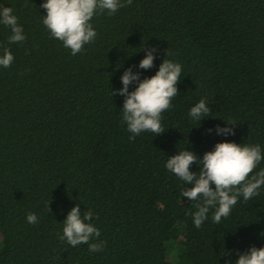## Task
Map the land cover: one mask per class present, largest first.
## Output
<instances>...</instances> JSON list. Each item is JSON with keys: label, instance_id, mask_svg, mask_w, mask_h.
<instances>
[{"label": "trees", "instance_id": "1", "mask_svg": "<svg viewBox=\"0 0 264 264\" xmlns=\"http://www.w3.org/2000/svg\"><path fill=\"white\" fill-rule=\"evenodd\" d=\"M45 2L0 0L26 36L9 44L0 24V55H14L0 66V264H236L264 248V186L219 223L210 209L197 228L196 202L182 196L190 186L165 167L179 151L202 159L226 141L259 144L264 155V0H133L98 11L95 40L75 56L43 24ZM155 46L154 67L140 69ZM165 58L182 66L165 132L130 139L115 90L128 68L143 80ZM201 99L212 110L202 121L189 115ZM226 122L234 135L216 133ZM261 169L264 160L250 175ZM77 205L93 212L102 251L59 238Z\"/></svg>", "mask_w": 264, "mask_h": 264}, {"label": "clouds", "instance_id": "2", "mask_svg": "<svg viewBox=\"0 0 264 264\" xmlns=\"http://www.w3.org/2000/svg\"><path fill=\"white\" fill-rule=\"evenodd\" d=\"M132 2L133 0H126V3H122V0H46L41 5L47 11V14L43 15V24L51 36L61 41L75 56L84 50L85 45L95 40L97 32L91 20L98 11L107 10L112 15L120 8L130 6ZM0 24L12 31L9 44L26 40L23 28L11 7L0 6ZM158 51V46L147 49V55L141 60L139 68H153L155 53ZM168 55L167 50L166 57ZM13 61L11 50L4 48L3 55H0V66L8 68ZM181 73V64L166 58L156 74L150 78L141 80V73L133 72L132 68L124 72L121 77L123 88L115 90V94L125 97L123 122L133 134L130 139H135L136 135L145 131H151L156 136L165 132L161 124L162 113L172 106V99L179 94L177 86ZM133 83H136L137 87L129 91ZM210 112L212 110L209 103L206 99H201L190 109L189 115L202 121L201 117H207ZM226 123L228 127L217 126L215 131L218 135L235 134L234 128L231 127L235 123ZM211 131L209 129V132ZM198 160L202 166L198 164ZM262 160L264 155L259 144L247 145L226 141L217 143L214 150L206 152L202 159L193 151H179V154L169 157L165 167L190 186L182 192V196L196 202L194 207L197 211L190 214L195 227L199 228L208 218L210 209H215L212 219L219 223L222 218L230 215L241 195L245 201L259 195L258 190L264 186V169L254 175L250 174ZM194 163L199 165V173L190 170ZM92 220L93 212L87 210L82 214L77 205L63 221V235L59 238L66 240L72 247L87 244L90 252L102 251L106 241L93 242L94 238L100 237L101 232ZM27 221L35 224L38 217L35 213H29ZM236 264H264V248L251 247L249 251L239 255Z\"/></svg>", "mask_w": 264, "mask_h": 264}]
</instances>
